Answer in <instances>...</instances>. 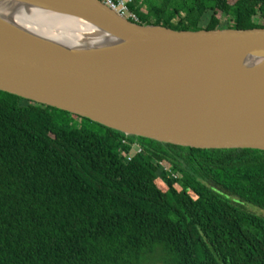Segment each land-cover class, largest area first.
<instances>
[{
  "label": "trees",
  "instance_id": "trees-1",
  "mask_svg": "<svg viewBox=\"0 0 264 264\" xmlns=\"http://www.w3.org/2000/svg\"><path fill=\"white\" fill-rule=\"evenodd\" d=\"M130 8L176 30L264 28V0ZM249 207L264 211V150L127 136L0 90V264H264Z\"/></svg>",
  "mask_w": 264,
  "mask_h": 264
},
{
  "label": "water",
  "instance_id": "water-1",
  "mask_svg": "<svg viewBox=\"0 0 264 264\" xmlns=\"http://www.w3.org/2000/svg\"><path fill=\"white\" fill-rule=\"evenodd\" d=\"M54 18L99 43L44 34ZM0 90L127 136L264 150V28L176 30L102 0H0Z\"/></svg>",
  "mask_w": 264,
  "mask_h": 264
},
{
  "label": "bare ground",
  "instance_id": "bare-ground-1",
  "mask_svg": "<svg viewBox=\"0 0 264 264\" xmlns=\"http://www.w3.org/2000/svg\"><path fill=\"white\" fill-rule=\"evenodd\" d=\"M54 21L59 22V24L56 26L57 28H42L41 31L57 40L68 42L76 46L87 44L89 41H92L93 43H99V40L96 39L95 34H93L88 26L82 23L79 24V22H75L74 20L70 19V21H68L63 18H54Z\"/></svg>",
  "mask_w": 264,
  "mask_h": 264
},
{
  "label": "built area",
  "instance_id": "built-area-1",
  "mask_svg": "<svg viewBox=\"0 0 264 264\" xmlns=\"http://www.w3.org/2000/svg\"><path fill=\"white\" fill-rule=\"evenodd\" d=\"M134 0H102L107 6L115 10L117 13L126 17L132 21L139 22L138 15L131 10L130 3ZM141 151V146L138 143L133 144V151L129 154V157L132 158L135 153Z\"/></svg>",
  "mask_w": 264,
  "mask_h": 264
},
{
  "label": "rangeland",
  "instance_id": "rangeland-1",
  "mask_svg": "<svg viewBox=\"0 0 264 264\" xmlns=\"http://www.w3.org/2000/svg\"><path fill=\"white\" fill-rule=\"evenodd\" d=\"M223 22L225 23V24H227V19H224L223 18ZM248 205H250V204H248ZM252 206V205H251ZM254 207V206H253ZM253 207H249L251 210H253V211H257L258 213H260V214H264V211H262V210H258V208H253Z\"/></svg>",
  "mask_w": 264,
  "mask_h": 264
}]
</instances>
